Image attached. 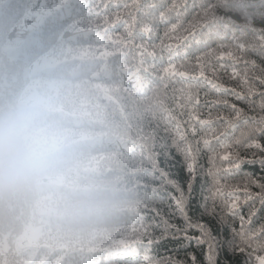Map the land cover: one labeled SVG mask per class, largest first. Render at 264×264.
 <instances>
[{"label": "trees", "instance_id": "1", "mask_svg": "<svg viewBox=\"0 0 264 264\" xmlns=\"http://www.w3.org/2000/svg\"><path fill=\"white\" fill-rule=\"evenodd\" d=\"M125 3L0 0V112L21 100L36 103L40 129L63 147L39 183L0 199V264H119L125 245H146L151 237L160 241L152 245L155 252L186 259V245L161 238L165 221L170 237L183 218L169 199L172 190L151 175L149 156L155 157L161 138L175 136L171 128L164 131L168 113L190 121L197 93L201 118L211 110L215 120L223 110L213 104L218 94L203 82L191 87L190 103L189 82L178 76L160 82L162 103L155 109L150 92L135 80L139 45L148 41L138 34L132 9L116 8ZM164 31L160 26L161 39ZM182 35L164 42L182 43ZM158 42L154 34L153 45ZM149 50L159 55L158 48ZM209 59L217 68L215 75L206 72L208 79L235 86L232 64L225 71ZM194 64L180 70L198 76ZM238 67L244 71L243 64ZM199 163L204 168L207 158ZM252 169L259 164L245 165V175ZM198 200L188 209L193 221ZM78 205L84 209L74 212Z\"/></svg>", "mask_w": 264, "mask_h": 264}, {"label": "snow or ice", "instance_id": "2", "mask_svg": "<svg viewBox=\"0 0 264 264\" xmlns=\"http://www.w3.org/2000/svg\"><path fill=\"white\" fill-rule=\"evenodd\" d=\"M116 8L132 9L129 15L138 24V34L148 41L139 45L135 80L139 89L150 92L155 109L162 103L160 82L178 76L189 82L190 103L191 87L203 82L218 94L213 104L223 110L215 120L211 110L201 118L195 111L197 93L190 121L168 113L164 131L171 128L175 136L161 138L159 151L149 156L151 175L172 190L169 199L183 218V226H173L170 237L164 235L165 221L161 238L186 245V259L155 252L152 245L160 241L151 237L146 245H125L119 264H264V0H129ZM160 26L164 39L183 31L182 43H165ZM154 34L159 41L155 45ZM150 48H158L159 55ZM209 57L225 71L232 64L235 86L208 79L206 72L215 75L217 68ZM192 61L198 76L180 70ZM204 157L208 163L201 168ZM256 164L259 169L245 175V165ZM241 176L242 181L236 179ZM197 196L193 221L188 209Z\"/></svg>", "mask_w": 264, "mask_h": 264}, {"label": "clouds", "instance_id": "3", "mask_svg": "<svg viewBox=\"0 0 264 264\" xmlns=\"http://www.w3.org/2000/svg\"><path fill=\"white\" fill-rule=\"evenodd\" d=\"M63 147L39 127L36 103L18 101L0 112V199L39 183L59 162ZM83 205L73 211H82Z\"/></svg>", "mask_w": 264, "mask_h": 264}]
</instances>
